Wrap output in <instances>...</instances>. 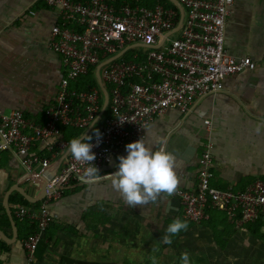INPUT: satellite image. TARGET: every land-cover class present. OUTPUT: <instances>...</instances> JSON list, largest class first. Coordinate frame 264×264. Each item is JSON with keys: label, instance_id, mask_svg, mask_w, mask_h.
Returning a JSON list of instances; mask_svg holds the SVG:
<instances>
[{"label": "crops", "instance_id": "1", "mask_svg": "<svg viewBox=\"0 0 264 264\" xmlns=\"http://www.w3.org/2000/svg\"><path fill=\"white\" fill-rule=\"evenodd\" d=\"M234 1L226 30V50L235 57H251L257 68L228 77L223 92L199 98L188 114L168 110L151 121L145 131L147 146L156 150L160 141L166 140L167 150L175 155L180 179L176 193L162 194L156 203L128 207L106 176L118 171L119 157L128 155L125 146L99 173V181L71 182L64 185L60 198L47 202L54 221L30 263L23 240L36 232L37 224L19 218L16 211L14 228L5 199L16 187L33 198L39 197L42 176L64 159L68 145L63 136L35 142V155H50L47 163L36 166L35 179L20 157L5 152L0 160V231L5 237L0 235V264H146L152 260H141L142 253L157 256L177 248L190 254L191 264H200L214 254L223 257L224 262L252 250L264 252V244L254 240L244 226L239 227L217 210L206 223L174 236L170 245L161 240L176 218L190 224L178 192L196 189L199 160L208 144L212 146L213 187L244 191L264 180V0ZM30 11L36 15H30ZM60 22L59 14L42 1L0 0V112L21 110L38 125L46 123L45 112L55 103L65 75L62 58L48 46L52 27ZM97 70L93 75L104 107L107 93L110 101V92L104 83L100 84ZM16 193L19 192L14 190L10 197ZM43 204L30 208L38 210ZM214 230L223 234L224 248L214 241ZM131 253L137 259H129ZM114 254L121 255V261L114 262ZM194 254L201 255V259L191 260ZM174 263L181 264V258Z\"/></svg>", "mask_w": 264, "mask_h": 264}, {"label": "built area", "instance_id": "2", "mask_svg": "<svg viewBox=\"0 0 264 264\" xmlns=\"http://www.w3.org/2000/svg\"><path fill=\"white\" fill-rule=\"evenodd\" d=\"M37 1L59 14L61 22L52 27L48 46L62 58L65 75L44 125L21 110L0 112V160L11 152L30 175L48 162L32 152L37 140L61 139L63 128L87 129L98 118L101 91L73 90L71 83L94 74L102 63V82L111 87L110 116L101 119L100 135L90 141L99 173L127 144L144 139L156 117L168 110L188 114L199 98L223 92L228 77L257 68L251 57L226 50L234 0ZM211 148L208 144L199 160L196 189L178 192L186 219L200 225L209 220L210 210H217L239 227L257 222L264 217V180L244 191L213 187ZM88 166L70 155L48 183L45 204L17 210L19 218L37 224L36 232L23 240L30 263L54 221L47 202L60 198L64 185L85 182L80 177Z\"/></svg>", "mask_w": 264, "mask_h": 264}, {"label": "clouds", "instance_id": "3", "mask_svg": "<svg viewBox=\"0 0 264 264\" xmlns=\"http://www.w3.org/2000/svg\"><path fill=\"white\" fill-rule=\"evenodd\" d=\"M100 133L97 130L96 136ZM91 136L73 138L68 145V151L78 162L89 166L80 179L85 182L99 181L102 176L92 162L96 159L92 149L94 145L89 141ZM128 155L119 157L118 171L106 175L112 182V187L119 192L124 203L130 208L156 203L162 194L172 196L176 193L180 179L176 173L177 160L173 153L166 148V140L153 150L147 146L144 139L126 145ZM187 221L179 218L173 220L162 237L164 244L170 245L173 237L181 231L188 230ZM152 264H157L155 256L151 257ZM181 264H191L190 254L181 253Z\"/></svg>", "mask_w": 264, "mask_h": 264}, {"label": "trees", "instance_id": "4", "mask_svg": "<svg viewBox=\"0 0 264 264\" xmlns=\"http://www.w3.org/2000/svg\"><path fill=\"white\" fill-rule=\"evenodd\" d=\"M97 87H98L97 86V81H96V78L94 77L93 74H90L88 77L81 78L79 81H77L75 83V85L71 84V89H74V90H77V91H91L92 89H96ZM106 88L108 89L109 92L111 91V87L110 86L106 85ZM100 106H101V109H102L103 105H102L101 100H100ZM109 116H110V107H108L107 111L105 112V118H107ZM101 128H102L101 124H96L94 129L89 134V136H91L93 138L94 135L96 134V131L97 130L100 131ZM86 130L87 129H78V128H73V127H65V128H63V140L67 143V145H69V142H70L71 139L82 137L83 134L86 132ZM46 156L48 158L50 157L49 154H47ZM41 158L48 160V158H46V157H41ZM41 204H43V202H40V203H37V204H31V203H29L26 200L25 197H23L19 193H16L15 195H12L10 197V206H11L12 213H13L15 221H18V218L15 216L16 215L15 212L17 211L18 208H20V207H28V208H30V207H34V206L38 207ZM213 211H216V210H210L209 211L210 215L213 213ZM225 216H226V214H225ZM3 218L7 221V224L9 226H11L10 220H9V218H8V216L6 214L3 215ZM210 219L211 218H209V220ZM194 225H195L194 223L190 222V224L188 225L189 226L188 228H191ZM209 225H211V224H209ZM244 228L249 232V234L254 238V240L264 244V217H261L255 223L246 224L244 226ZM181 232H184V231H181ZM222 235H223L222 233H220V232H218L216 230L213 231L214 241L216 242L217 245H219L220 247L224 248L226 246V242L224 241V237ZM173 240H175V239L173 238ZM80 264H89V263L83 262V263H80ZM93 264H97V263H93Z\"/></svg>", "mask_w": 264, "mask_h": 264}, {"label": "rangeland", "instance_id": "5", "mask_svg": "<svg viewBox=\"0 0 264 264\" xmlns=\"http://www.w3.org/2000/svg\"><path fill=\"white\" fill-rule=\"evenodd\" d=\"M103 118H105V115L103 116ZM102 120H100V122L98 124H101ZM185 248V247H184ZM175 249V248H174ZM182 248H177V250H166L165 253L160 254V255H155L156 260H157V264H180V263H174L175 259H179V257L181 258V250ZM148 250H152V249H148ZM181 250V251H180ZM177 253V254H176ZM131 256H129V259H137V255L136 254H130ZM136 255V256H135ZM144 255V256H141ZM139 255L141 257V260L143 261H147L150 262L151 257L154 256L153 254L150 253H145V254H141ZM125 256V255H124ZM145 257V258H144ZM113 261L117 262V261H121V255H117L115 256V254L112 256ZM229 258V257H228ZM197 260V259H201V255L199 254H194V256L191 258V260ZM223 257L220 258L219 256H217L216 254L209 256V258L207 259L208 261L206 262H201L200 264H264V252L258 251L256 253V251L252 250L250 254H240L238 257L236 255L235 258H231V259H226L224 262L222 261ZM222 262H221V261ZM210 261V262H209ZM143 264V263H142ZM146 264H152V262L150 263H146Z\"/></svg>", "mask_w": 264, "mask_h": 264}, {"label": "water", "instance_id": "6", "mask_svg": "<svg viewBox=\"0 0 264 264\" xmlns=\"http://www.w3.org/2000/svg\"><path fill=\"white\" fill-rule=\"evenodd\" d=\"M123 54L120 53L118 56H115L114 58H112V60H116L118 59L119 57H121ZM105 65V63H102L99 67H98V70H97V77L99 79V82L101 85H103V82H102V79H101V75H100V70L101 68ZM108 104H109V94L107 93V100H106V104L104 105L102 111L100 112L98 118L91 124V126L86 130V132L83 134L86 135V136H89V134L91 133V131L93 130V128L95 127V125L100 121V119L103 117V115L105 114L106 110H107V107H108ZM69 151L67 153V155L64 157V159H66L69 155ZM64 159H61L60 162L51 170H49L48 172H46L43 176H42V186H41V194L39 197L37 198H33L31 197L24 189L20 188V187H16L14 190L18 191L23 197L26 198V200L31 203V204H36L38 202H42L44 201L45 197H46V194H47V185L48 183L55 177L57 171L59 170V168L61 167ZM14 190H11L10 193L7 195L6 199H5V207H6V210H7V213H8V216L9 218L11 219L12 221V224L15 228V221L13 219V215L11 213V210H10V207H9V197L11 195V193L14 191ZM0 235L2 237H4V234L0 231ZM5 238V237H4Z\"/></svg>", "mask_w": 264, "mask_h": 264}]
</instances>
